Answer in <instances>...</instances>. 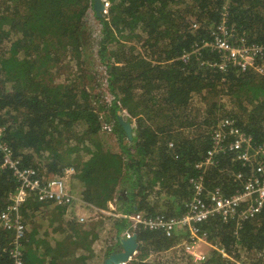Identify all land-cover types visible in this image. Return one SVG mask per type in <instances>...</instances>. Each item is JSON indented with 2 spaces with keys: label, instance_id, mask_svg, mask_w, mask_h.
I'll return each mask as SVG.
<instances>
[{
  "label": "trees",
  "instance_id": "trees-1",
  "mask_svg": "<svg viewBox=\"0 0 264 264\" xmlns=\"http://www.w3.org/2000/svg\"><path fill=\"white\" fill-rule=\"evenodd\" d=\"M104 2L98 17L93 0H0V124L12 158L44 174L73 167L69 184L78 199L99 209L111 202L121 213L182 215L200 162L206 192L220 187L224 195L234 194L240 184L233 174L248 167L229 149L230 135L204 163L212 127L227 118L255 144L264 141V72L241 70L209 44L219 26L233 46L264 44V0ZM89 11L99 24L96 55L107 75L109 102L94 91L87 67L94 34ZM71 62L73 77L60 79ZM256 62L264 64V55ZM118 110L133 125L132 140L118 123ZM3 156L0 212L17 186L12 170L1 166ZM76 183L82 187L78 195ZM48 203L27 199L20 209L25 223ZM110 219L106 254L128 225L122 217ZM102 224L72 220V240L86 243L90 252ZM198 227L213 248L196 264H264V209L239 225L214 216ZM134 233L137 251L126 264H193L179 247L189 238L186 229L166 236L140 226ZM25 237L24 264H45L27 231ZM8 239L0 231V264H11L2 251ZM173 249L181 251L180 262L166 258ZM64 256L54 254L49 264H67ZM86 259L77 257L83 264Z\"/></svg>",
  "mask_w": 264,
  "mask_h": 264
},
{
  "label": "built area",
  "instance_id": "built-area-1",
  "mask_svg": "<svg viewBox=\"0 0 264 264\" xmlns=\"http://www.w3.org/2000/svg\"><path fill=\"white\" fill-rule=\"evenodd\" d=\"M218 30L219 33L214 34L209 45L219 51L224 60L241 70L253 68L258 73L264 72V64L256 62L257 58H262L264 55V44L233 46L227 39L224 27L219 26ZM224 66V62L219 65L220 68ZM105 81L107 85V77ZM103 127L106 130L110 129L107 125ZM212 129V148L207 151L204 163L209 164L212 155L223 150L227 136H232L229 149L235 152V158L238 161L248 167L247 172L233 174V179L239 182L240 188L230 196L224 195L220 187H214L206 192L203 164L196 163L198 172L189 179L193 196L187 205V210L180 216L172 217L159 213L150 215L144 212H120L116 216L128 220V225L122 231L124 237L134 234V230L140 226L149 230H161L166 236H170L174 229H186L189 238L179 247L193 262L197 263L204 260L206 256L198 249L199 243L213 248L207 240L206 233L200 232L198 226L202 222L210 217L218 216L223 222L232 220L239 225L262 212L264 209V141L255 144L250 135L236 127L233 121L227 118L220 119ZM3 131L4 127L0 124V152L4 155L1 166L12 170L17 186L9 193L7 204L0 212V231L9 234L8 242L2 251L7 254L11 264H24L23 242L26 241V224L20 209L27 199L33 197L39 202H50L56 206L66 207V214L70 215V219L78 222H84L88 217L97 219L104 210L83 202L72 193L69 179L75 172L73 167H65L61 175L44 174L36 169L19 167L18 160L12 158L10 147L2 139ZM80 206L87 208L90 212L87 214L77 212L76 216L70 214L71 209H78Z\"/></svg>",
  "mask_w": 264,
  "mask_h": 264
},
{
  "label": "crops",
  "instance_id": "crops-1",
  "mask_svg": "<svg viewBox=\"0 0 264 264\" xmlns=\"http://www.w3.org/2000/svg\"><path fill=\"white\" fill-rule=\"evenodd\" d=\"M73 187H75L76 190L75 194L78 195L82 189L81 185L76 183V185ZM48 204H50L51 206L46 205L44 206V208L47 209L49 208L52 210L57 208L58 209L66 208L62 206H56L51 203ZM113 206H114L113 203L110 202L108 208L103 211L104 214L103 212L102 214L100 213V217L96 219L99 220L100 222L104 221V223L102 224V228H104L105 221L109 220V217H105V216L108 214L109 209L110 211L112 210ZM41 212L42 211H40V213ZM58 212L51 215L38 213L40 217L31 218V221L29 220L30 223L28 225V230L26 228L27 234L29 235L28 239H30L31 242L33 243L32 249L36 250L37 255L45 256V260L47 259L45 264H49L50 261L53 260L52 258L54 254H60L61 252L65 253L63 259L67 260L68 262L67 264H83L82 261L77 260V257L80 255H87V254L90 255L88 256V259H86L85 264H98L99 258H101L102 261L104 256L106 255V252L104 254L102 253L97 256V253L100 251H98L94 247L95 245L94 243L99 238L93 242V245L90 248V253L88 249L81 248L80 245H76V243L72 240L73 233L69 225V223L72 221H68V219L65 216L66 214L64 212H61L62 214L61 213L58 214ZM104 249L105 247L102 249V252L104 251ZM55 262L57 261L55 260Z\"/></svg>",
  "mask_w": 264,
  "mask_h": 264
},
{
  "label": "rangeland",
  "instance_id": "rangeland-1",
  "mask_svg": "<svg viewBox=\"0 0 264 264\" xmlns=\"http://www.w3.org/2000/svg\"><path fill=\"white\" fill-rule=\"evenodd\" d=\"M86 19H87V22H88V27H90L91 30L94 32V34H92L90 47L87 49V62H88V66L87 67L90 69V72L95 77V79H97V81L95 79L92 80V84H94V86H95L94 87V91L98 92V93H101V94H104V96H105L104 100L106 99L105 102H108L111 99V96H110V94H109V92L107 90V85H106V81H105V78L107 76L105 75V69L103 68V66L101 64H99V60H98L97 55H96V52H97V40L99 39V35H98L99 24L94 18L93 11H89L88 12V15H87ZM74 70H75V65H74L73 62H71V64H69V69H66L64 72H62V75H61L60 79H63V78H66V77L72 78ZM121 114L124 116V118H126L127 113L124 112V113H121ZM108 205H109V203H108ZM115 208L116 207L113 206L111 211L109 209L108 214L105 217H109V218L110 217H112V218L116 217V218H118L116 216V214H120V212L117 209L115 210ZM41 210H42L41 213L46 214V215H51V214H55V213L58 212L57 211L58 208L52 210V209H49V208L47 209V208L41 207ZM103 210H105V209H103ZM62 212H64L66 214V210L65 209H63ZM77 212L78 213H82V214H87V213L90 212V210L88 211L87 208H83L81 206L78 209L77 208L76 209L73 208V209L70 210V214H73V216H76L75 214ZM103 214H104V212H103ZM31 216H32L31 218L40 217L38 213H34ZM65 216L68 219V221H72V220L76 221L75 219H70V215H68V214H66ZM90 218L91 217H88L86 219V221H84V222L76 221V223H78V224H80L82 226H88V225L93 224L96 221H99V220L90 219ZM25 220H26V223H25L26 224V228L28 230V225H29L30 221H29V218L25 219ZM111 221H112V219L105 221L104 228H102V226H101V228L98 229L99 239L94 243L95 244L94 247L98 251H100V252L97 253V256L102 254V253L104 254L105 251H106V247L105 246L107 245V241L110 240V236L108 235V229L110 228ZM102 222L104 223V221H102ZM93 242L89 245L90 248L92 247ZM84 246H86V243H84V245L81 248H85ZM104 247H105V249L102 252V249ZM211 248L212 247L208 246L207 244H203V243L202 244L199 243V245H198V249L200 251L204 252L206 255H207V253L209 252V250ZM85 251H83V252H85ZM181 251L183 252L184 258H187V261H188V259H191V258H189V256L182 249H181ZM181 251H178V252L175 253V249H173L172 252H170V251L169 252H165L166 254H168L166 258H171L174 261H179L180 262L181 258H183ZM87 255L89 256L90 254H87ZM151 259L153 260L154 258L152 257ZM98 263L102 264L101 258L98 259ZM182 263H185V262H182ZM191 263L196 264L195 262L192 261V259H191Z\"/></svg>",
  "mask_w": 264,
  "mask_h": 264
},
{
  "label": "water",
  "instance_id": "water-1",
  "mask_svg": "<svg viewBox=\"0 0 264 264\" xmlns=\"http://www.w3.org/2000/svg\"><path fill=\"white\" fill-rule=\"evenodd\" d=\"M104 1L105 0H93L92 7L98 17H101L102 13L106 11L107 4ZM121 113V110L117 111L118 123L122 127L127 139L132 140L133 125L129 120L124 118ZM137 247L138 241L135 233L129 237L121 235L118 239L117 249L115 248L106 254L102 260V264H126L137 251Z\"/></svg>",
  "mask_w": 264,
  "mask_h": 264
},
{
  "label": "flooded vegetation",
  "instance_id": "flooded-vegetation-1",
  "mask_svg": "<svg viewBox=\"0 0 264 264\" xmlns=\"http://www.w3.org/2000/svg\"><path fill=\"white\" fill-rule=\"evenodd\" d=\"M115 249V248H114ZM117 249V248H116Z\"/></svg>",
  "mask_w": 264,
  "mask_h": 264
}]
</instances>
